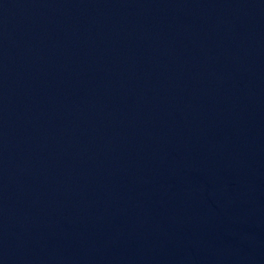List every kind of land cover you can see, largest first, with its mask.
Segmentation results:
<instances>
[{
	"label": "water",
	"instance_id": "95a60500",
	"mask_svg": "<svg viewBox=\"0 0 264 264\" xmlns=\"http://www.w3.org/2000/svg\"><path fill=\"white\" fill-rule=\"evenodd\" d=\"M0 264H264V0H0Z\"/></svg>",
	"mask_w": 264,
	"mask_h": 264
}]
</instances>
